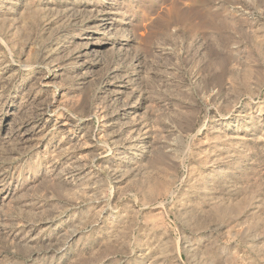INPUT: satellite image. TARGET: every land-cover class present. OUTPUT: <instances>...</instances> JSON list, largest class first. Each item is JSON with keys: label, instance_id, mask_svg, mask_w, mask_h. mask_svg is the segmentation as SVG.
Masks as SVG:
<instances>
[{"label": "rangeland", "instance_id": "obj_1", "mask_svg": "<svg viewBox=\"0 0 264 264\" xmlns=\"http://www.w3.org/2000/svg\"><path fill=\"white\" fill-rule=\"evenodd\" d=\"M0 264H264V0H0Z\"/></svg>", "mask_w": 264, "mask_h": 264}, {"label": "bare ground", "instance_id": "obj_2", "mask_svg": "<svg viewBox=\"0 0 264 264\" xmlns=\"http://www.w3.org/2000/svg\"><path fill=\"white\" fill-rule=\"evenodd\" d=\"M189 51V50H188Z\"/></svg>", "mask_w": 264, "mask_h": 264}]
</instances>
